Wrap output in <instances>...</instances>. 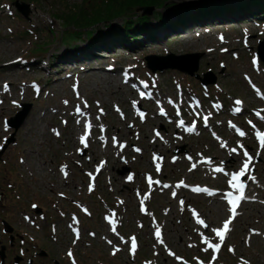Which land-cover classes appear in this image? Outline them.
<instances>
[{
  "label": "rangeland",
  "instance_id": "rangeland-1",
  "mask_svg": "<svg viewBox=\"0 0 264 264\" xmlns=\"http://www.w3.org/2000/svg\"><path fill=\"white\" fill-rule=\"evenodd\" d=\"M81 1L0 0V101L15 98L0 113V248L5 247V264H264V145L247 121L264 130V100L253 90L259 87L264 94V62L256 54L264 39V17L257 11L262 7L234 9L238 0H166L165 7H153L159 17L150 14L147 26L156 28L153 39L144 33L133 42L90 44L85 36L67 46L62 37L72 28H64L56 15ZM209 3L214 13L186 22L175 19L172 11L175 7L187 13ZM222 3L232 12H219ZM112 22L121 24L122 19ZM186 53H202L195 74L209 81L205 86L197 76L177 69L152 72L146 67L147 55ZM92 54L94 66L107 68L104 73L112 84L80 72L73 75L74 68L86 65L80 61L66 62L68 68L62 70L67 58L82 60ZM16 58L43 70L30 73L23 67L8 74L5 62ZM163 61L169 60L154 63ZM123 71L134 83L122 80ZM60 73L74 80L45 85L49 75ZM4 76L13 78L6 81ZM6 82L11 83L7 90ZM140 84L154 90L153 99H141ZM236 101L244 107L241 115L232 111L240 105ZM26 105L27 115L15 129L9 121L20 120ZM76 107L86 114H77ZM164 108L167 116H158ZM180 119L186 126L195 122L197 130L183 132ZM87 121L92 127L85 147L77 134H85ZM66 130L73 142L64 145ZM245 151L252 157L243 176L251 192L231 221L232 204L219 192L232 189L231 174L247 159ZM36 159L45 161L42 173ZM124 167L130 174L117 172ZM217 167L223 171L216 172ZM146 173L160 184L148 183ZM109 208L118 209L119 228L111 229ZM225 220L230 231L213 260L216 252L203 251V238L220 243L212 229L222 228ZM3 221L13 228L11 233ZM131 236L136 238L134 252Z\"/></svg>",
  "mask_w": 264,
  "mask_h": 264
},
{
  "label": "trees",
  "instance_id": "trees-1",
  "mask_svg": "<svg viewBox=\"0 0 264 264\" xmlns=\"http://www.w3.org/2000/svg\"><path fill=\"white\" fill-rule=\"evenodd\" d=\"M237 4L232 5L234 9H244L249 4L259 3L262 7L261 16H264V0H245L236 1ZM166 0H82L80 4L69 5L62 14L56 15L64 28H72V31L66 30L67 36L62 37L64 44L67 46L72 41H84L85 36L90 44L105 43L108 41H136L138 35L153 39L156 28L148 27L150 14H143L141 7H165ZM220 11H231L230 5L222 3ZM172 11L176 14L175 19L179 22H186L199 17L207 12L214 13V7L211 3L203 6H197L183 13L181 9L172 7ZM232 12V11H231ZM154 18L160 16V12H153ZM121 18L122 22L114 24L112 19ZM160 22V20H159ZM103 24V29L98 27ZM164 26V23H160ZM99 28V29H98Z\"/></svg>",
  "mask_w": 264,
  "mask_h": 264
},
{
  "label": "bare ground",
  "instance_id": "bare-ground-1",
  "mask_svg": "<svg viewBox=\"0 0 264 264\" xmlns=\"http://www.w3.org/2000/svg\"><path fill=\"white\" fill-rule=\"evenodd\" d=\"M96 57H93V54H92V57L91 56H85L84 57V59H82V60H79L77 57H71V60H68L69 58H67L66 60H65V62H63V65H62V70L63 71H65L67 68H68V66L66 65V62H69V63H74V61L76 62V61H80L79 63H84V64H86L85 66H81V65H79V66H77L76 68H74V71H73V75H76L77 73H79V74H83L84 76H88V77H91L92 79H93V77L95 76V77H97L95 80H99V81H102V80H105V82L107 83V84H112L113 83V80H109V79H106V76H105V71H106V69L107 68H105V67H103V66H101V65H97V67H95L94 66V64H93V60L95 59ZM99 58V60H100V62H102L103 60H104V58L103 57H98ZM15 60V61H14ZM14 60H10V61H6L5 63V67H7L6 68V72H8L9 71V73L8 74H14L15 72H18L19 73V70L21 71V70H23V67H24V69H26V71L27 72H30V73H34V72H40V71H42L43 70V68H38V66H33V67H31L30 65H28L27 63H21V62H19V61H17L18 59H14ZM64 61V60H63ZM20 63V64H19ZM45 66L44 67H49V63H45L44 64ZM66 65V66H65ZM26 67V68H25ZM110 71H112V70H110ZM107 72H109V71H107ZM63 73V72H62ZM62 73H60V75H54V74H52V75H54V76H48L47 77V79L45 80V85H53V84H55V83H57V84H60L61 82H63L64 80H74V77H72V75H69V74H63L62 75ZM7 74V75H8ZM100 75H104L103 77L104 78H102V77H100ZM9 78H13V76H8ZM8 77L6 76H4L3 77V79L4 80H6V81H10V80H8ZM6 84L7 85H10L11 86V83H7L6 82ZM2 85V84H1ZM146 91V90H145ZM154 91V90H153ZM39 92H40V89H39ZM160 97V96H159ZM143 99H146V97H142ZM14 97L13 98H8V97H2V100L0 101V113L1 114H4L5 113V111L6 110H9L10 108H11V105L13 104V101H14ZM150 99V98H149ZM149 99L147 98V101H149ZM161 100H162V98H161ZM167 102H169V101H167ZM155 103H156V101H155ZM160 104L161 105H165L163 102H160ZM164 112H165V114H166V116H167V113H166V108H164V109H162ZM82 112H83V110H82ZM46 113H48L47 112V110L46 109H44V114H46ZM56 114V113H55ZM77 114H79L80 115V113H77ZM86 114V112L83 114V115H85ZM158 116H162L163 114H162V112H157L156 113ZM45 131V130H44ZM27 132H25V134H26ZM68 133H69V131L68 130H66V132L64 133V134H66V136L67 137H61V139H62V141L64 142V145H65V143L66 142H68L69 144L70 143H72L73 142V139H71V138H69V135H68ZM81 136H83V133L82 132H78V134H77V141H78V143H80L81 144V141H80V137ZM153 141H155V138H153L152 139ZM164 141H166L165 139H164ZM154 143V142H153ZM161 145V147H164V145H165V142L164 143H162V144H160L159 143V146ZM28 160V159H27ZM23 164H25V162L23 163ZM35 164L37 165V167H36V169H37V172L38 173H42L43 171H44V164H45V161H43V162H41L39 159H36L35 160ZM50 170V169H49ZM52 170V169H51ZM182 186V188H186V187H184V186H187L186 184L185 185H181ZM49 187H50V189H52L51 188V185L49 184ZM210 196V195H209ZM219 209H220V212H223V201H221V203H220V205H219Z\"/></svg>",
  "mask_w": 264,
  "mask_h": 264
},
{
  "label": "snow or ice",
  "instance_id": "snow-or-ice-1",
  "mask_svg": "<svg viewBox=\"0 0 264 264\" xmlns=\"http://www.w3.org/2000/svg\"><path fill=\"white\" fill-rule=\"evenodd\" d=\"M4 87H5V90L8 89V85H7V84H5ZM169 103H171V101H169ZM236 103L239 104L240 101H236ZM76 111H77L78 113H81V115H83V113H82V111H81V109H80L79 107L76 108ZM236 111L239 112L240 109L237 108ZM161 112H162V114H163V110H161ZM177 114H179V113H177ZM141 115H142V118H143V114H141ZM98 118H99V117H97V119H98ZM204 119H205V122L207 123V117H205ZM77 123H79V121H77ZM179 124L182 126V125L184 124V121L181 120V121L179 122ZM5 127L7 128V124L5 125ZM84 127H85V134H84L83 136L80 137V141H81V143H82L85 147H87V143H86V137L88 136V131H87V130L90 129V128L92 127V125H91V124H85ZM101 128L103 129V126H101ZM194 128H195V125H193V127H189V128H187L186 130L189 131V132H192V131H194ZM239 134H240L241 136H243V135H244V132L241 131V132H239ZM157 135H159V133H157ZM113 139L115 140V137H114ZM257 139L261 142L262 145H264V135H261L260 133H257ZM121 147H123V145H121ZM136 150L139 151V149H136ZM232 151L235 152L236 149L233 148ZM243 155H244L247 159L243 162L242 167H241L238 171H236V172H234V173L231 174V179L229 180V185H230L233 189H237V188H238V189L241 191V195L235 198L237 203L239 202V200H242V199L245 198V197L243 196V188H244V184H243L242 182H240V177H241V176H245V174H246L247 171H248L249 164H250V162H251V160H252V157L249 155L248 152L245 151V152L243 153ZM157 171H159V166L157 167ZM215 171H216V172H221L222 169L219 168V167H217V168L215 169ZM128 179L131 180L132 177L129 176ZM177 186L179 187L180 185H177ZM165 187H167V185H165ZM91 190H92V189H91V187H90V191H91ZM175 195H176V194L173 193V196H175ZM231 196H232V193H227L226 196H225V198H228V197H231ZM228 202H229V204H233V201H232L231 199H229ZM181 203H183V201H181ZM33 207H35V205H34ZM142 210H143V208H142ZM233 215H235V213H233ZM201 223H202V222H201ZM229 224H230V221H229V220H225V221L223 222V227H222V228H213V229H212V231L215 233V235H216L217 237H219L220 243H211V242H209L208 237H204V238H203V242H204L205 244H207V248L203 249V251H208V249L210 248V249H212L213 252L215 253V252H218V251L221 249V244L223 243V241H224V239H225V234L228 233V232L230 231ZM205 227H211V226L206 224ZM156 235H157V237L159 238L160 233H159L158 230H157V232H156ZM77 238H78V234H77ZM74 242H75V241H74ZM109 243H111V241H109ZM190 246H191V245H190ZM131 247H132V251L134 252V251H135V248H136V238H135V237H132ZM229 251H232V249L230 248ZM68 255H69V257H72L73 254H72L71 250H69ZM215 259H216V256L213 255V260H215ZM73 264H75V261H73Z\"/></svg>",
  "mask_w": 264,
  "mask_h": 264
},
{
  "label": "water",
  "instance_id": "water-1",
  "mask_svg": "<svg viewBox=\"0 0 264 264\" xmlns=\"http://www.w3.org/2000/svg\"><path fill=\"white\" fill-rule=\"evenodd\" d=\"M152 8L153 7H141L140 10H142L143 14H146V13H150L152 11ZM24 14H27V12L25 11ZM257 49H258L257 53L260 59L264 61V40L258 43ZM201 57H202V53H186L183 55L171 54L168 57L147 55L145 59L147 61V67L152 69V71L172 68V69L181 70L189 75H193L198 69V61L200 60ZM156 59H159V60L166 59L169 61H163L160 64H155L154 62L156 61ZM196 76L198 77V75ZM201 82L203 84H206L209 81L206 78H202ZM212 82H215L214 78H212ZM28 110H29V105L24 106L18 115L21 117L20 120H16L12 118L10 120L11 126L17 129L21 125L22 120L26 117ZM5 226H7V229L9 231H12V228H9L7 223H5ZM3 249L4 247H2V250L0 251L2 264H4V256H5L3 253Z\"/></svg>",
  "mask_w": 264,
  "mask_h": 264
},
{
  "label": "flooded vegetation",
  "instance_id": "flooded-vegetation-1",
  "mask_svg": "<svg viewBox=\"0 0 264 264\" xmlns=\"http://www.w3.org/2000/svg\"><path fill=\"white\" fill-rule=\"evenodd\" d=\"M127 168H128V167H124L122 171H120V170H117V172H121V173H123V171L127 170V171H128V173L130 174V170H129V169H127Z\"/></svg>",
  "mask_w": 264,
  "mask_h": 264
}]
</instances>
